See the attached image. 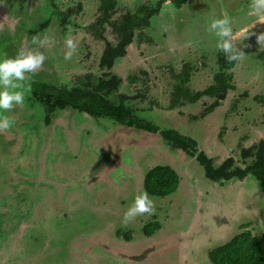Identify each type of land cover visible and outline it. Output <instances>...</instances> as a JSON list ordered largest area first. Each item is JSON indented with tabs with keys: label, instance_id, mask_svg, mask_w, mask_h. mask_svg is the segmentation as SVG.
Listing matches in <instances>:
<instances>
[{
	"label": "rangeland",
	"instance_id": "1",
	"mask_svg": "<svg viewBox=\"0 0 264 264\" xmlns=\"http://www.w3.org/2000/svg\"><path fill=\"white\" fill-rule=\"evenodd\" d=\"M114 1L109 19L99 21V0H0V53L38 47L45 55L18 89L27 92L23 105L8 113L14 124L0 131V264H212L207 251L240 226L264 232V183L251 173L214 180L195 152L170 144L158 131L68 106L44 120L33 84L51 92L88 90L105 71L103 78H117L116 86L101 92L107 102L192 137L213 167L231 159L230 169L244 168L253 160L252 147L264 140V45L255 39L264 23L252 22L243 55L228 70L233 88L220 101L201 96L167 109L171 71L183 62L193 67L192 91L212 81L220 51L206 30L209 18L227 13L238 29L253 19L250 0H185L180 6L158 0L143 28L150 40L133 37L103 68L102 50L116 41L109 21L157 0ZM33 36L46 38L44 45L33 44ZM69 37L76 50L65 60ZM155 164L177 172L175 191L149 195L153 213L122 223L134 195L144 191L145 171ZM150 221L160 227L144 235L142 226Z\"/></svg>",
	"mask_w": 264,
	"mask_h": 264
},
{
	"label": "trees",
	"instance_id": "2",
	"mask_svg": "<svg viewBox=\"0 0 264 264\" xmlns=\"http://www.w3.org/2000/svg\"><path fill=\"white\" fill-rule=\"evenodd\" d=\"M185 0H173L176 6H180ZM160 1H156L152 6L149 3L136 6L134 11L122 13L119 19L109 21V25L115 34L116 41L112 45L106 43L101 56L100 63L103 68H108L114 58L121 56L125 47L135 37L149 41L150 38L143 33V28L148 24L149 17L157 11ZM114 0H99L97 6L102 20L109 19L113 13ZM236 61L225 60L222 52L216 54L217 68L212 74V81L201 89L192 91L188 82L193 72V67L183 62L178 71H171L174 79L171 89V97L167 109L175 108L180 102H194L201 96H208L215 102L223 98L228 89H232L231 73L228 71L234 66ZM95 86L84 90L79 87L70 89H57L51 92L45 85L32 89L34 96L40 100L44 107V120L48 121L49 114L54 109H62L65 106L76 109L79 112H86L92 116H106L118 123L133 126L149 132H159L160 136L170 144L188 149L191 153H196L195 158L202 164L208 177L217 180L219 178L228 179L230 177H243L251 173L258 181L264 183V140L255 143L252 147L253 160L244 168L234 167L230 169L231 159H225L218 166L213 167L211 160L201 150H196V142L192 137L183 135L173 128L159 129L151 121L139 118L132 112L130 107L115 105L107 102L101 92L116 86L117 78L108 76V72H102ZM132 79L134 76L131 77ZM41 95V96H40ZM197 151V152H196ZM248 152V150H246ZM178 185L177 172L168 164H155L149 167L142 178V188L149 195L164 197L175 191ZM160 227L158 221H150L142 226L144 235L152 234ZM242 229L234 233L228 240L210 248L207 257L212 264H264V232L253 234L245 225ZM126 239L129 238V231L123 233Z\"/></svg>",
	"mask_w": 264,
	"mask_h": 264
},
{
	"label": "clouds",
	"instance_id": "3",
	"mask_svg": "<svg viewBox=\"0 0 264 264\" xmlns=\"http://www.w3.org/2000/svg\"><path fill=\"white\" fill-rule=\"evenodd\" d=\"M248 15L253 17L250 22L242 24L238 29L234 28V20L227 13L220 16H211L207 24V31L216 38V48L223 53L225 60L238 61L243 55L242 48L246 45L244 39L251 35L252 22L264 23V0H250ZM258 45H264V32L255 35ZM33 44L43 46L46 38H31ZM240 47H237V45ZM65 50L63 56L69 60L76 50L74 41L69 37L64 40ZM45 60V55L39 48L28 50L18 49L14 56L0 53V131L8 130L14 119L8 113L17 106H22L27 89L22 87L28 74H31ZM153 201L147 191H140L134 195L132 203L123 212L121 222L128 223L139 214H152Z\"/></svg>",
	"mask_w": 264,
	"mask_h": 264
},
{
	"label": "water",
	"instance_id": "4",
	"mask_svg": "<svg viewBox=\"0 0 264 264\" xmlns=\"http://www.w3.org/2000/svg\"><path fill=\"white\" fill-rule=\"evenodd\" d=\"M256 23H260V22L256 21Z\"/></svg>",
	"mask_w": 264,
	"mask_h": 264
},
{
	"label": "flooded vegetation",
	"instance_id": "5",
	"mask_svg": "<svg viewBox=\"0 0 264 264\" xmlns=\"http://www.w3.org/2000/svg\"><path fill=\"white\" fill-rule=\"evenodd\" d=\"M172 2H173V0H172Z\"/></svg>",
	"mask_w": 264,
	"mask_h": 264
}]
</instances>
